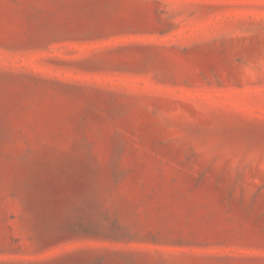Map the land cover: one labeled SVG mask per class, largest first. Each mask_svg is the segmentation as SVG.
Returning a JSON list of instances; mask_svg holds the SVG:
<instances>
[{"label":"rangeland","instance_id":"374dc122","mask_svg":"<svg viewBox=\"0 0 264 264\" xmlns=\"http://www.w3.org/2000/svg\"><path fill=\"white\" fill-rule=\"evenodd\" d=\"M0 264H264V0H0Z\"/></svg>","mask_w":264,"mask_h":264}]
</instances>
